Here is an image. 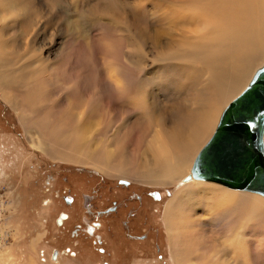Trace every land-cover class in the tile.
Masks as SVG:
<instances>
[{
  "label": "rangeland",
  "instance_id": "374dc122",
  "mask_svg": "<svg viewBox=\"0 0 264 264\" xmlns=\"http://www.w3.org/2000/svg\"><path fill=\"white\" fill-rule=\"evenodd\" d=\"M174 1L0 0V39L9 45L4 49L5 51L3 50L6 61H2L0 56V61L4 63L0 67V77L14 75L19 65L27 64V77H32L33 73L32 78L35 81H49L51 85H54L43 91V106L39 110L26 102L31 89L25 82L30 80L21 74H19V81H16L14 77L4 91L13 96V99L9 101L0 95V264H94L98 262L96 257L90 261L84 260L82 254L71 256L66 253L57 255L56 259L51 257L52 251L69 244L67 237L62 243L59 238L60 227L55 222L58 210H68V207L61 202V199L56 198L54 193H57V190L52 191L53 187L50 188L45 181L49 175H52L57 177L54 185L61 187L62 190L70 186L73 192H80L82 189L86 191L88 186L80 187V179L90 178L88 173L93 172L96 173L97 178L101 176L116 182L118 178L133 180L147 188L159 189L162 193L159 201H151L153 211L150 214L153 224L162 229L160 248L155 250L151 240H147L139 247L129 244L128 246H132L128 249L123 247L118 263L113 260L112 264H179L175 260L177 255L173 251V243L164 217L170 198L185 189L186 185L181 184L180 180L152 182L145 181L144 178L136 175L107 173L88 159H86L87 163H80L63 159L59 155L54 156L50 145L55 143L62 149L74 152L76 143L79 153L77 151L74 153L77 157H86V155L92 157L93 153L99 150L110 153L115 151L114 138L111 136L115 127H124L123 125L130 121L132 131L128 143L129 149L138 150L139 164L144 163V159H148L146 144L137 147L140 121L147 117L141 116L142 119L132 123L135 113L130 116L127 108H115L113 100H116V96L112 94L111 84L116 77L120 76L119 79L126 81L129 89L137 87L134 90H138V85L147 81L144 82L145 87L141 85L140 90L144 88L146 97L149 99H151L149 91L156 93L158 103L156 102L155 106L157 109L153 110L155 114L169 117L173 105L181 109L179 112L185 111L183 102L189 94L178 93V88L176 90L174 86L177 87L181 81L186 80L202 83L208 76L207 70L204 69L199 77L185 78L182 70L178 73L173 68L175 66L171 65L173 64L171 57L164 59L163 56L161 57L162 52L158 51L168 46L164 35L158 33L163 30L171 31L173 28L170 26L171 23L167 22L168 20H164V16L167 17L170 10L168 6H172V3L176 2ZM186 1L196 0H184ZM171 32L176 33V30L172 29ZM8 62H11V65ZM111 63L113 67L118 63L119 67L117 66L115 70V67H111ZM12 64L16 66L13 67ZM263 64L264 56L256 57L255 67L252 73L247 75L246 81H243V84L238 86L230 97L223 99L224 103L222 107L220 106L218 117L224 106L243 89L257 68ZM120 65L123 67L120 68ZM197 66L200 67L201 64ZM117 69L120 70L116 73ZM107 81H111V84ZM177 81L179 82L175 85ZM169 83L174 85L168 87ZM233 83L229 82L230 85H235ZM125 98H119V100H125ZM86 108L93 110L89 116L85 115L82 121L87 119L89 121L87 123H93L92 128L86 133L88 136H84L85 132L78 129L76 120L67 121L66 115L71 112L75 119L80 118L81 113H86ZM76 114L80 115L76 117ZM103 117L112 120L111 122L116 126L104 130ZM25 118L31 121L25 122ZM60 119L63 120L64 127H68L64 135L56 137L54 133L52 134L51 127H45L42 120H46L47 124H53L57 120L59 124ZM215 125L216 123L214 127ZM213 129L191 153L192 155H189L185 174L190 170L189 166L197 151L211 135ZM37 141L44 142L42 144L45 148L39 147ZM90 148L91 151H89ZM114 156L112 154L109 159L114 161ZM100 159L104 160L103 157ZM103 162H107V159ZM79 168L82 172L77 170ZM64 175H68L71 179L62 180ZM166 190H169L170 194ZM245 192L244 194H256ZM259 196L264 201V196ZM49 199L52 202L46 205ZM200 202L196 205L192 201L186 202L185 211L187 216L192 218V222L188 223L181 233L185 235L192 230L198 231L203 237L216 242L217 248L222 249L225 245V235H221L223 231H220V226L225 221L214 220L213 217L217 211L209 208L206 201L201 199ZM243 223H247L246 219ZM247 225L248 229L243 230L246 235L244 239L253 243L252 255L258 264L259 258L264 259V211L260 212L254 220H250ZM152 239L157 238L152 236ZM223 252L224 249H222ZM159 254L162 256L159 257ZM228 258V264H249L250 261L249 255L231 256V252ZM197 260V258L191 259L193 262Z\"/></svg>",
  "mask_w": 264,
  "mask_h": 264
},
{
  "label": "bare ground",
  "instance_id": "6f19581e",
  "mask_svg": "<svg viewBox=\"0 0 264 264\" xmlns=\"http://www.w3.org/2000/svg\"><path fill=\"white\" fill-rule=\"evenodd\" d=\"M175 1L172 6H168L170 10H168L167 17L164 16V20H168L167 22L171 23L170 26L176 30V33H174L175 31L171 32L172 29L171 31L163 30L158 33L159 35H164L168 45H166L167 48L164 50L158 51L162 52L161 57L163 56L162 58L164 59L171 57L173 64H170L175 66L173 68L176 69V72L178 71L179 73L182 70L184 73H181H183L182 75L185 78L199 77L204 69L207 70L208 76L206 81H203L204 84H202L203 82L198 83L199 81H188L185 79L186 81H181L177 87L174 86L176 90L178 88V93L187 92L189 94L183 102L185 111L179 112L181 109L173 105L175 102L172 104L173 106L170 105L173 109L169 117L155 114L153 110L157 109L155 106L158 103L156 93L149 91V97H151L149 99L146 97V90L144 88L142 91L140 90L141 85L145 87L146 83L144 82L147 81H143L142 84L138 85V90H134L137 87L132 90L129 89L126 81H122V78L119 79L120 76L116 77L112 84L111 81H107L112 85V94L116 96V100H113L115 108H127L130 116L135 113V119L132 120V123L142 119L141 116L147 117L140 121L141 125L137 133L138 146H136L139 148L146 144L148 159H144V163L139 164L138 150L129 149L128 143L132 131L130 121L125 123L124 127H115L116 125H113L112 120L104 117L102 122L104 130L115 127V131L111 134L112 138H114L115 151L109 153L99 150V152L93 153L92 157L87 155L86 157H77L76 153H74L79 150L76 143L74 152L62 149L61 146L58 147L55 143H52L50 144L51 152H53L54 156L59 155L63 159L80 163H87L86 159H88L96 167L111 174L136 175L139 178H144L143 180L145 181L152 182L180 180V183L186 185V187L170 199L164 217L173 243V251L177 255L175 260L179 264H228V254L231 252V256L249 255V264H256V258L252 255L254 250L252 248L253 243L244 239L246 235H244L243 230L246 231L250 220H254L260 212L264 211V201L259 196L262 194L246 189L229 187L212 180L194 177L184 179V176L187 174H185V170L187 164H189L187 163L189 155L195 151L206 135L214 128L222 103H224L223 99L230 97L238 89V86L243 84V81H246L247 75L252 73L251 71L255 67L256 57L264 56V0ZM7 46H9L8 43L0 39L2 61H6L4 59L6 54H3V50ZM6 58L8 60V57ZM2 61H0V67L4 64ZM123 61L125 62L126 60ZM11 62H8L9 65H11ZM199 62L201 64L200 67L197 66L200 65ZM14 65L12 64L13 67ZM116 65L119 67L118 63ZM19 66L15 70L14 75H9L7 71V76H11L10 78L5 75L0 77V95L4 96V98L6 97L9 101L13 99V96L4 93L7 90L5 89L6 86L8 88L9 81H13L14 77L16 81H19V74L27 77L28 65ZM117 66H114L115 70ZM111 67L114 68L112 63ZM121 67L123 66L120 65ZM4 70L6 72V69ZM119 70L117 69L116 73ZM126 72L130 73L127 70ZM32 77H27L30 82H25L26 86L31 89L30 96H28L29 99L26 102L39 110L43 106V91H46L49 87L52 88L54 85H51L49 81H35ZM178 82L174 84L176 85ZM229 82H234L233 84L235 85H230ZM128 83L130 84V82ZM174 84L169 83L167 86L172 87ZM131 86L129 87L131 88ZM132 95L134 96L132 97ZM124 97H126L125 100H119V98ZM51 106L55 107L54 105ZM91 111L93 110L86 108V113H81L82 116L77 119L72 116L71 112H68L66 113L69 117V119L67 117V121L74 122L76 120L75 123H78V129L81 132H85V136L88 130L92 128L93 123H87L89 122L87 119L84 122L82 121L84 120L83 117L85 115L89 116ZM79 115L76 114V117ZM62 119L59 120V124L57 120L53 124H47V119L45 121L42 120V122L45 127H51L50 129H52L51 132L52 134L54 133V136L60 137L65 134V129L68 127L67 125L66 128L64 127ZM24 121L30 122L31 119L25 118ZM111 136L109 137L111 138ZM37 142L39 147L45 148L43 145L45 140L42 142L43 144L39 141ZM101 146L103 145L101 144ZM89 151H91V148ZM112 154L115 155L113 157L115 158L114 161L109 159ZM102 157L103 159L106 157L107 162H103L105 159L102 161L100 159ZM93 158H96V160H93ZM241 190L248 191V193H256L257 196L250 193L244 194L246 192ZM201 199L206 201L209 208L217 211V213H213L215 215L213 217L214 220L225 221L220 226V231L224 232H221V235H225V245L222 247L224 249L223 253L222 249L216 247V242H213L210 238L203 237L198 231L192 230L185 235L181 233V230L192 222V218L187 216L185 211L186 202L192 201L196 205ZM245 219L247 221L246 224L243 223ZM219 245L221 247V244ZM56 257L57 251L53 258L56 259ZM193 258L198 260L193 262L191 261ZM263 263L264 259L259 258L258 264Z\"/></svg>",
  "mask_w": 264,
  "mask_h": 264
},
{
  "label": "flooded vegetation",
  "instance_id": "af4514ba",
  "mask_svg": "<svg viewBox=\"0 0 264 264\" xmlns=\"http://www.w3.org/2000/svg\"><path fill=\"white\" fill-rule=\"evenodd\" d=\"M77 170L82 172L81 168ZM88 175L90 178L80 179L79 182L80 187L88 186V190L81 188L80 192H73L70 186L64 190L58 188L54 185L57 177L52 175L45 179L50 188L53 187L52 191L57 190L54 193L56 198L68 207V210H58L55 222L60 227L62 243L67 237L69 244L52 251L51 257L57 251V255L82 254L87 261L96 257L98 262L94 264H112L113 260L118 263L123 247L128 249L132 246L129 244L139 247L151 240L154 249L158 250L162 229L153 224L150 214L153 211L151 201H159L161 191L133 180L118 178L116 182L101 176L97 178L94 172ZM64 179L71 178L64 175ZM51 202L49 199L45 204L50 205ZM152 236L157 239L153 240Z\"/></svg>",
  "mask_w": 264,
  "mask_h": 264
},
{
  "label": "water",
  "instance_id": "95a60500",
  "mask_svg": "<svg viewBox=\"0 0 264 264\" xmlns=\"http://www.w3.org/2000/svg\"><path fill=\"white\" fill-rule=\"evenodd\" d=\"M263 134L264 64L224 106L184 179L212 180L264 195Z\"/></svg>",
  "mask_w": 264,
  "mask_h": 264
},
{
  "label": "snow or ice",
  "instance_id": "6c2138e0",
  "mask_svg": "<svg viewBox=\"0 0 264 264\" xmlns=\"http://www.w3.org/2000/svg\"><path fill=\"white\" fill-rule=\"evenodd\" d=\"M73 2H74V0H73Z\"/></svg>",
  "mask_w": 264,
  "mask_h": 264
}]
</instances>
